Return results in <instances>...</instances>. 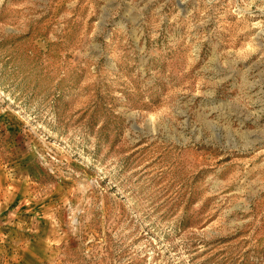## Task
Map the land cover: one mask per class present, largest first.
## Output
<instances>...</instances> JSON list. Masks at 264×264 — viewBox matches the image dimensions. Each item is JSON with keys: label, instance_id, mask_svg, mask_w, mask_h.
<instances>
[{"label": "rangeland", "instance_id": "obj_1", "mask_svg": "<svg viewBox=\"0 0 264 264\" xmlns=\"http://www.w3.org/2000/svg\"><path fill=\"white\" fill-rule=\"evenodd\" d=\"M0 264H264V0H0Z\"/></svg>", "mask_w": 264, "mask_h": 264}]
</instances>
